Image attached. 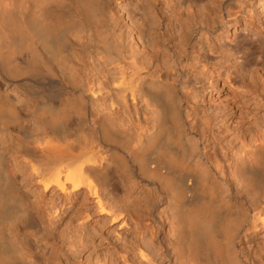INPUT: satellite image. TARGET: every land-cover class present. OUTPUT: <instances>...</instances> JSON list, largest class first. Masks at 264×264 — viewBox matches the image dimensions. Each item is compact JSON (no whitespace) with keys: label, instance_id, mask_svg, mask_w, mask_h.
Masks as SVG:
<instances>
[{"label":"bare ground","instance_id":"bare-ground-1","mask_svg":"<svg viewBox=\"0 0 264 264\" xmlns=\"http://www.w3.org/2000/svg\"><path fill=\"white\" fill-rule=\"evenodd\" d=\"M260 111L264 0H0V264H264Z\"/></svg>","mask_w":264,"mask_h":264},{"label":"rangeland","instance_id":"rangeland-1","mask_svg":"<svg viewBox=\"0 0 264 264\" xmlns=\"http://www.w3.org/2000/svg\"><path fill=\"white\" fill-rule=\"evenodd\" d=\"M231 32L234 34L235 33V35H237V36H240L241 37V35L243 34L242 32H240L239 30L237 31V30H234V29H232L231 30ZM241 33V34H240ZM240 34V35H239ZM222 43H223V45L224 46H226V45H229V44H232L231 43V41L229 40V39H223V41H222ZM236 60H238V61H242L243 60V57L241 56V54H238V56L236 55ZM9 92H11V91H9ZM9 95H10V97L11 98H13L14 99V97H15V95H14V93H9ZM12 95V96H11ZM14 95V96H13ZM16 98V97H15ZM15 100V99H14ZM263 116L264 115V111H260L259 112V116ZM11 162V161H10ZM9 162V163H10ZM10 166L12 167L13 166V164L12 163H10ZM114 171L113 170H111L110 171V173H111V176H113V177H111L112 178V186L111 187H113V189H115V191H117L119 194L120 193H122V188H121V185H120V183H118L119 182V180L118 179H116L117 177H116V175H115V173H113ZM113 174V175H112ZM15 176H16V178L20 181L21 180V175L19 174V173H17V172H15ZM135 180H138L137 178H135ZM142 182H144V183H142V184H145L144 185V187L145 188H147V189H150V188H154V184H152V183H149V182H146V181H142ZM147 185V186H146ZM24 189H23V192H24V194L26 195V197H27V199H28V201H29V204L31 205L32 204V200H34V196H32V193L26 188L25 189V187H23ZM25 190V191H24ZM31 194V195H30ZM224 194V193H223ZM159 196H161V195H159ZM231 196H227V198H230ZM236 197V198H235ZM230 199H232L235 203H238L239 204V198H237V196H232V198H230ZM33 205V204H32ZM31 205V206H32ZM164 206V205H163ZM160 207H162V206H159V208ZM32 211H35V209H34V206H32ZM33 213V222L35 223V228H32L31 230H32V232H31V234H32V236H33V238H35L34 240L36 241V245L38 246V248L39 249H43L44 250V252L45 253H48V251H49V247L48 246H46L45 244H44V242H43V235L45 236L46 234V232L44 231V228H43V225H40L41 223H40V221H38V219H37V217H36V212H32ZM32 221V220H31ZM167 224V223H166ZM45 232V233H44ZM41 237H43V238H41ZM42 242H43V244H42ZM46 248V249H45ZM48 250V251H47Z\"/></svg>","mask_w":264,"mask_h":264}]
</instances>
